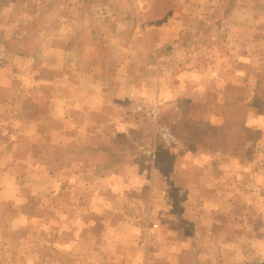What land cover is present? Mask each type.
Instances as JSON below:
<instances>
[{
  "label": "rangeland",
  "instance_id": "1",
  "mask_svg": "<svg viewBox=\"0 0 264 264\" xmlns=\"http://www.w3.org/2000/svg\"><path fill=\"white\" fill-rule=\"evenodd\" d=\"M98 40L108 77L87 62ZM99 141L160 170L138 210L150 263L264 264V0H0V264H22L7 248L34 241L22 230L49 214L56 180L103 194Z\"/></svg>",
  "mask_w": 264,
  "mask_h": 264
},
{
  "label": "crops",
  "instance_id": "2",
  "mask_svg": "<svg viewBox=\"0 0 264 264\" xmlns=\"http://www.w3.org/2000/svg\"><path fill=\"white\" fill-rule=\"evenodd\" d=\"M165 58L170 60L169 56ZM102 96L103 100L100 102L105 106L106 94L104 93ZM110 125L116 128L121 124L112 123ZM105 129L106 127L100 128V135L104 133ZM187 141L184 144L185 147H189ZM199 144L200 149H205L204 144ZM137 153L134 150L133 155ZM60 166H57V171ZM154 169L153 166V169L138 171L128 161L107 173L108 176H105L106 179L101 184L102 186H98L103 192V194L100 192L99 196L94 194L96 183L91 182L90 177L89 179L84 177L82 195L71 193L70 180H67L69 183L64 182L63 185H66L67 193L62 194L59 189L61 184L56 180V186L51 191L49 214L35 215L37 222H40L38 226L22 230L25 238H33L34 241L27 244L22 240L20 243L23 244L20 246L12 245L7 249L10 253H19L22 264L23 262L28 264L30 255L27 253H31V250L29 247L27 250V245L32 242L35 243L32 247L37 253V260L34 264H152L147 260L146 253L152 247L149 237L155 233V230L151 229L148 222L149 227L146 228L145 234L144 231L138 229L137 222L141 219L138 214L139 205L146 206L149 202V208L153 207L152 202L154 198H158L160 192L158 184L153 180L148 186L149 177L154 178L160 175V170ZM133 171L140 173L143 182H138L135 179L128 180L130 177L133 179L135 175L131 176ZM125 172H127V176L124 175ZM122 177L126 180L123 190L120 191L115 180ZM134 183H139L142 188L138 189ZM73 185L77 187L75 184ZM197 185L198 187L195 186V189L201 190L203 182H198ZM161 194L166 196L165 192H161ZM152 212L151 210L147 212L149 214L148 221L151 219ZM212 217H216V215ZM30 219H32L31 216L27 217L26 222L28 223ZM42 251L50 254L49 260L38 255ZM140 258L144 259L140 260Z\"/></svg>",
  "mask_w": 264,
  "mask_h": 264
},
{
  "label": "trees",
  "instance_id": "3",
  "mask_svg": "<svg viewBox=\"0 0 264 264\" xmlns=\"http://www.w3.org/2000/svg\"><path fill=\"white\" fill-rule=\"evenodd\" d=\"M37 20V19H36ZM35 20V22H36ZM35 23L32 25V29ZM33 31V30H32ZM27 51L31 53L33 51V45L29 43L27 45ZM95 53L90 55L88 54V63L98 62L101 65V69H103V75L104 77H108L110 74V67L112 64V52L107 49V46L105 43L101 42V40H98V43L96 44V47L94 49ZM83 53V52H82ZM95 55V56H94ZM81 57V54H80ZM84 57V55L82 56ZM99 148L98 150H95L94 152H91V156H102L103 160H106V166H104L103 170L106 172H110L111 170L121 166L122 164L128 162L131 160L133 156L134 151L130 152H123V151H115L113 148H101L102 145H104L103 142L99 141Z\"/></svg>",
  "mask_w": 264,
  "mask_h": 264
},
{
  "label": "built area",
  "instance_id": "4",
  "mask_svg": "<svg viewBox=\"0 0 264 264\" xmlns=\"http://www.w3.org/2000/svg\"><path fill=\"white\" fill-rule=\"evenodd\" d=\"M146 114H149V111H147ZM151 114L154 115V112L151 111ZM159 137L160 140L166 145L175 143L174 137L170 134L169 130L167 129L161 130V132L159 133Z\"/></svg>",
  "mask_w": 264,
  "mask_h": 264
}]
</instances>
